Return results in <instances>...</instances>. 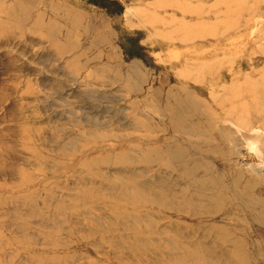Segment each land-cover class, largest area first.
<instances>
[{"label": "rangeland", "instance_id": "rangeland-1", "mask_svg": "<svg viewBox=\"0 0 264 264\" xmlns=\"http://www.w3.org/2000/svg\"><path fill=\"white\" fill-rule=\"evenodd\" d=\"M263 94L264 0H0V264H264Z\"/></svg>", "mask_w": 264, "mask_h": 264}, {"label": "bare ground", "instance_id": "bare-ground-1", "mask_svg": "<svg viewBox=\"0 0 264 264\" xmlns=\"http://www.w3.org/2000/svg\"><path fill=\"white\" fill-rule=\"evenodd\" d=\"M259 102L264 107V94L260 96ZM238 133L240 136L242 135L244 139H246L247 142L250 144L251 146V148H249L250 151L254 149L260 158H264L263 156L264 155V134L260 130L253 129L248 132H243L241 130H238ZM243 142L245 141L243 140Z\"/></svg>", "mask_w": 264, "mask_h": 264}]
</instances>
